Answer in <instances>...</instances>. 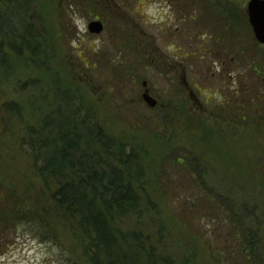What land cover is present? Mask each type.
<instances>
[{
	"label": "rangeland",
	"instance_id": "1",
	"mask_svg": "<svg viewBox=\"0 0 264 264\" xmlns=\"http://www.w3.org/2000/svg\"><path fill=\"white\" fill-rule=\"evenodd\" d=\"M247 1L35 0L48 46L40 50L38 64L13 55L7 69H0V181L7 196L14 191L11 200L25 210L47 209L50 203L21 144L25 127H35L53 108L59 84L61 93L72 92L93 107L112 134L125 140L133 135L134 144L151 150L152 181L159 152L166 148L168 180L148 190L160 209L158 221L172 238L168 246L192 247L198 264H216L212 250L229 245V228L219 221L217 207L194 204L204 190L200 193L184 168L169 162L177 154L186 163L202 154L210 188L235 192L230 188L235 186L239 198L261 200L264 46L254 45L242 17ZM235 8L241 17L231 23L233 35L224 37L223 23L231 20L223 19ZM92 20L102 22L100 33L88 31ZM143 82L158 107L142 100ZM257 93L261 98L254 99ZM11 106H18L19 114ZM188 116L198 129L188 130ZM36 218L29 222L19 215L15 224H0V264H86L87 241L80 232L62 217L48 219L50 229ZM231 258L229 264H243L236 255Z\"/></svg>",
	"mask_w": 264,
	"mask_h": 264
},
{
	"label": "trees",
	"instance_id": "2",
	"mask_svg": "<svg viewBox=\"0 0 264 264\" xmlns=\"http://www.w3.org/2000/svg\"><path fill=\"white\" fill-rule=\"evenodd\" d=\"M38 10L35 0H0V69H7L13 55L38 64L40 50L50 41L45 33V18ZM236 16L241 17L236 8L226 12L223 21H231L223 23V32L228 33H223L224 37L233 35L231 23ZM242 17L248 22L245 12ZM253 43L258 46L255 40ZM241 53H245L244 48ZM248 63L251 70L256 65L254 61ZM57 86L59 94L55 95L53 108L35 127H25L21 144L31 156L34 173L45 182L43 189L50 203L47 209L42 206L41 210H25L22 202L11 200L14 191L7 196L0 181V224H15L20 215L29 222H37L38 217L49 228L48 219L62 217L87 241L86 264H198L192 247L178 244L175 250L168 246L172 238L158 221L160 209L148 190L151 184L157 187L168 180L164 172L169 157L166 148L159 152L152 181L148 158L151 150L134 144L133 135L130 141L112 134L93 107L76 99L72 92L61 93V85ZM259 98L257 93L254 99ZM11 108L15 110L14 106ZM18 109L17 106V114ZM166 111L169 116L172 110L166 107ZM186 118L188 130L198 129L199 124ZM164 146L169 145L165 142ZM201 155L190 156L186 163L185 156L177 154L169 163L183 167L199 192L204 190L203 199L198 196L194 204L217 207L219 221L229 228V245L213 249L211 257L216 264H229L235 255L243 264H264V193L261 200L255 201L250 194L249 198H239L235 186L230 187L235 192L210 188L204 177L205 167L200 164ZM258 191H264V183ZM252 199L254 202L249 205L248 200ZM189 207L193 208L191 204ZM38 211H43L41 216Z\"/></svg>",
	"mask_w": 264,
	"mask_h": 264
},
{
	"label": "water",
	"instance_id": "3",
	"mask_svg": "<svg viewBox=\"0 0 264 264\" xmlns=\"http://www.w3.org/2000/svg\"><path fill=\"white\" fill-rule=\"evenodd\" d=\"M246 14L256 41L264 45V0H249L246 5ZM102 30L103 25L100 21L93 20L88 23L90 33L98 34ZM142 85L146 86V82ZM142 99L151 108L157 105V100L148 93L147 89L142 93Z\"/></svg>",
	"mask_w": 264,
	"mask_h": 264
},
{
	"label": "flooded vegetation",
	"instance_id": "4",
	"mask_svg": "<svg viewBox=\"0 0 264 264\" xmlns=\"http://www.w3.org/2000/svg\"><path fill=\"white\" fill-rule=\"evenodd\" d=\"M147 91H148V89H147ZM150 94V93H149Z\"/></svg>",
	"mask_w": 264,
	"mask_h": 264
}]
</instances>
